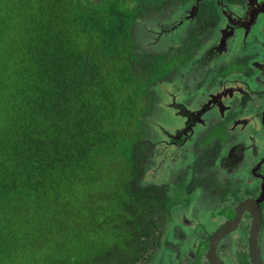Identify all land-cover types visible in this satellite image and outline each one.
<instances>
[{
  "label": "trees",
  "instance_id": "16d2710c",
  "mask_svg": "<svg viewBox=\"0 0 264 264\" xmlns=\"http://www.w3.org/2000/svg\"><path fill=\"white\" fill-rule=\"evenodd\" d=\"M151 1L0 0V264L35 238L34 264L152 253L168 203L138 183V139L163 58L133 29Z\"/></svg>",
  "mask_w": 264,
  "mask_h": 264
},
{
  "label": "flooded vegetation",
  "instance_id": "af4514ba",
  "mask_svg": "<svg viewBox=\"0 0 264 264\" xmlns=\"http://www.w3.org/2000/svg\"><path fill=\"white\" fill-rule=\"evenodd\" d=\"M136 23L163 58L138 183L168 207L152 253L122 264H264V0H152Z\"/></svg>",
  "mask_w": 264,
  "mask_h": 264
},
{
  "label": "rangeland",
  "instance_id": "374dc122",
  "mask_svg": "<svg viewBox=\"0 0 264 264\" xmlns=\"http://www.w3.org/2000/svg\"><path fill=\"white\" fill-rule=\"evenodd\" d=\"M138 27H139V24L135 23L134 24V27L133 29L135 31H138ZM68 224H72V223H69L67 222ZM34 240H37L36 238ZM34 240H31V241H24L22 243H20V250H19V253H18V257L16 258H12L11 260V264H34L35 263V260H32L30 261L29 258H26L25 259V256H26V252L29 251V249L32 250L31 248V244L33 243ZM47 240H50L48 242V245H50V248L49 250L53 249L54 247L58 246L59 244H54L51 240V238L47 239ZM58 242V241H57ZM60 247H62V244L60 243ZM33 252L35 251V246L33 247ZM6 254L8 255V249H6Z\"/></svg>",
  "mask_w": 264,
  "mask_h": 264
},
{
  "label": "water",
  "instance_id": "95a60500",
  "mask_svg": "<svg viewBox=\"0 0 264 264\" xmlns=\"http://www.w3.org/2000/svg\"><path fill=\"white\" fill-rule=\"evenodd\" d=\"M145 171L147 172V171H149V169L148 168H145Z\"/></svg>",
  "mask_w": 264,
  "mask_h": 264
}]
</instances>
